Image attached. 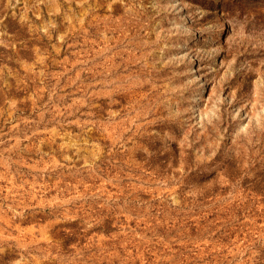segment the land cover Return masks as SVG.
Returning a JSON list of instances; mask_svg holds the SVG:
<instances>
[{"label": "rangeland", "instance_id": "1", "mask_svg": "<svg viewBox=\"0 0 264 264\" xmlns=\"http://www.w3.org/2000/svg\"><path fill=\"white\" fill-rule=\"evenodd\" d=\"M0 264H264V0H0Z\"/></svg>", "mask_w": 264, "mask_h": 264}, {"label": "bare ground", "instance_id": "2", "mask_svg": "<svg viewBox=\"0 0 264 264\" xmlns=\"http://www.w3.org/2000/svg\"><path fill=\"white\" fill-rule=\"evenodd\" d=\"M215 26L217 27V26H218V24L216 23V24H215ZM220 27H221V26L219 25V28H220Z\"/></svg>", "mask_w": 264, "mask_h": 264}]
</instances>
